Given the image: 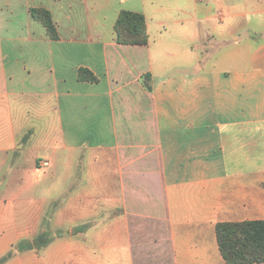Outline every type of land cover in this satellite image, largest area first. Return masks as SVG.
<instances>
[{
	"label": "crops",
	"instance_id": "obj_1",
	"mask_svg": "<svg viewBox=\"0 0 264 264\" xmlns=\"http://www.w3.org/2000/svg\"><path fill=\"white\" fill-rule=\"evenodd\" d=\"M27 2L0 10V264H226L216 224L264 219V0H49L55 39Z\"/></svg>",
	"mask_w": 264,
	"mask_h": 264
},
{
	"label": "trees",
	"instance_id": "obj_2",
	"mask_svg": "<svg viewBox=\"0 0 264 264\" xmlns=\"http://www.w3.org/2000/svg\"><path fill=\"white\" fill-rule=\"evenodd\" d=\"M42 23L50 37L57 38L56 27L47 10L43 11ZM114 29L117 42L120 44L146 45L148 42L145 17L140 12L122 9L117 16ZM79 77L82 80L95 79V76L85 68L80 69ZM216 237L226 264L264 263V219L219 222L216 224ZM28 247L18 244L16 250Z\"/></svg>",
	"mask_w": 264,
	"mask_h": 264
},
{
	"label": "rangeland",
	"instance_id": "obj_3",
	"mask_svg": "<svg viewBox=\"0 0 264 264\" xmlns=\"http://www.w3.org/2000/svg\"><path fill=\"white\" fill-rule=\"evenodd\" d=\"M13 0H0V10L3 11V12H8L9 8H10V4L12 3ZM49 0H28V14H30V17L32 19V21L34 22L33 23V31L34 33L35 32H39V30L41 29V27H43L46 31V33L49 35L50 37V34L47 32L46 30V27L43 25L42 23V19H43V11L44 10H47L49 11L46 7H44L43 5H41L42 3H47ZM13 8V7H12ZM22 10V8H17V12H18V15H20V11ZM50 13V11H49ZM50 16H51V13H50ZM3 18H6L8 17V13H6L5 15L1 16ZM51 19H52V16H51ZM4 19L0 20V22L2 21L3 22ZM5 21V20H4ZM53 21V19H52ZM54 22V21H53ZM4 25L5 23L7 22H3ZM55 27H56V24L54 23ZM247 28L249 27H253L255 25L253 24H246ZM244 30V29H243ZM245 31V30H244ZM242 31L240 33V36L241 37H244L246 35V32ZM56 33H57V37H58V31H57V27H56ZM245 34V35H244ZM51 38V37H50ZM53 39V38H52ZM241 42L243 41V38H240ZM0 46L1 47H7L8 46V38H3L0 40ZM198 53H200V50L198 51ZM23 197V196H22ZM25 197V196H24ZM51 232H47L45 229H44V232H42V234L37 238L35 239L33 242L37 243V244H41V243H44L46 241V235L48 236ZM144 237L146 239H149L151 237L150 235V232L146 231L144 232ZM33 242H30V241H24L22 243H19L21 244V246L23 247H28L29 245H31ZM17 245L12 248V251H15Z\"/></svg>",
	"mask_w": 264,
	"mask_h": 264
},
{
	"label": "built area",
	"instance_id": "obj_4",
	"mask_svg": "<svg viewBox=\"0 0 264 264\" xmlns=\"http://www.w3.org/2000/svg\"><path fill=\"white\" fill-rule=\"evenodd\" d=\"M44 164H46V163H44Z\"/></svg>",
	"mask_w": 264,
	"mask_h": 264
}]
</instances>
